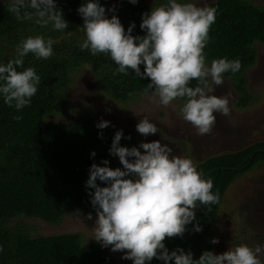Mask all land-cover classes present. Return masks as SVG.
I'll return each instance as SVG.
<instances>
[{
	"label": "trees",
	"instance_id": "trees-1",
	"mask_svg": "<svg viewBox=\"0 0 264 264\" xmlns=\"http://www.w3.org/2000/svg\"><path fill=\"white\" fill-rule=\"evenodd\" d=\"M84 2L55 0L68 23L65 31H55L51 24L41 28L35 16L31 20H17L8 11L11 0L0 5V65L17 58L16 46L30 36L42 35L55 41L49 59L40 60L29 53L24 57L23 67L17 68V71L34 68L41 77L29 105L16 110L6 105L0 95V264H115L99 244L83 243L78 233L35 236L26 227L12 223L15 218L25 217L55 225L64 217L81 212L95 214L88 195L94 190L86 188L90 166L93 163L104 166L101 162L108 160V167L122 169L111 163L113 156L109 155L116 131L98 129V121L91 111L84 110L70 123L47 122L49 117L63 111L78 70L90 65L95 83L115 100L150 93L145 91L149 79H140L131 70L129 75H114L117 66L108 56H93L81 48L85 35L77 9ZM177 2L185 3L184 0ZM99 3L102 6L104 0ZM166 4L167 0H156L152 5L132 7L119 20L125 31L134 23L131 34L144 36L145 32L140 29L142 14ZM207 6L217 11L204 49L206 63L222 58L241 62L237 73H225L224 78L231 81L238 94L236 108H245L252 98L245 74L256 63L254 44H264V8L253 5L250 0H216ZM140 68L143 72V65ZM196 84L192 81L189 86ZM16 116L22 118L17 121ZM127 140L123 133L120 145L127 147ZM92 152L95 157L90 155ZM196 166L205 179L208 173L207 179L213 182L212 192L219 194L220 203L198 206L195 220L186 226L188 231L183 238L164 241L170 252L176 248L191 251L193 259H199L204 251L213 252L214 244L210 241L214 239L224 195L236 178L264 166V140L235 152L209 157ZM97 184L106 186L99 181ZM197 222L202 228L199 233L192 231ZM232 243L233 248L241 244L257 246L255 241H247L245 234L236 236ZM259 258L264 264V253ZM150 264L164 262L153 259Z\"/></svg>",
	"mask_w": 264,
	"mask_h": 264
},
{
	"label": "clouds",
	"instance_id": "clouds-1",
	"mask_svg": "<svg viewBox=\"0 0 264 264\" xmlns=\"http://www.w3.org/2000/svg\"><path fill=\"white\" fill-rule=\"evenodd\" d=\"M128 2L135 5L138 0ZM8 11L17 20L37 17L41 28L49 24L55 31L68 28L55 0H11ZM216 11L215 7L167 0L166 5L142 14L140 29L145 35L133 36L134 23L125 31L116 15L107 17L99 0H85L77 9L85 35L81 48L93 56H108L117 66L114 75H129L131 70L136 77L149 79L145 91L150 92L153 102L167 107L173 101L184 100L180 109L183 120L198 135H208L215 126V114H230L229 97L210 94L215 91L212 85L221 86L225 73L235 74L241 68L239 60L222 58L206 63L204 49ZM107 12L114 13L115 9ZM54 43L42 35L30 36L16 46L17 58L0 65V95L6 105L16 110L29 105L41 77L34 68H17L23 67L29 53L40 60L49 59ZM192 81L197 82L195 87L189 86ZM14 118L19 121L22 117ZM109 125L102 120L96 127L105 129ZM136 131L148 137L157 134L159 128L143 118L136 124ZM99 135L102 138V133ZM122 138L123 131H116L109 155L118 158L123 170L112 169L107 166L109 161L103 160L104 166H90L86 181V188L94 190L88 193L96 215L91 231L101 247L124 253L121 259L131 260L132 264H150L153 259L164 264H262L259 256L264 253V245L251 248L241 244L222 254L204 251L199 259L181 248L170 252L164 241L183 238L186 226L195 220L196 208L219 204V194L212 192V180L197 171L192 159L174 155L168 145L152 141L129 148L120 145ZM97 181L106 186H99ZM84 218L93 217L88 213ZM192 231H202L199 222L193 224ZM210 242L218 244L219 240Z\"/></svg>",
	"mask_w": 264,
	"mask_h": 264
},
{
	"label": "rangeland",
	"instance_id": "rangeland-1",
	"mask_svg": "<svg viewBox=\"0 0 264 264\" xmlns=\"http://www.w3.org/2000/svg\"><path fill=\"white\" fill-rule=\"evenodd\" d=\"M7 1L10 0H0V5ZM155 1L138 0L133 5L128 0H104L102 6L106 9L108 18L114 14L120 19L125 10L135 6L152 5ZM184 1L204 7L216 0ZM250 1L253 5L264 8V0ZM109 8H114L115 12H107ZM254 45L257 54L256 63L248 68L245 74L247 88L252 96L251 102L245 108H236L238 94L229 79L224 78L221 86L212 85L215 91L210 94L229 97L230 114L228 116L215 114L216 123L211 134L198 135L196 129L183 120L180 109L184 101L176 100L165 107L153 102L150 93H138L125 100H115L98 87L92 71L85 67L74 74L63 111L49 117L47 122L70 123L84 110H88L94 114L98 123L102 120L108 121L110 122L108 129L122 130L127 137L130 136L127 147H138L142 142L159 141L162 145L172 148L174 155L190 158L196 165L209 157L238 151L264 140V44ZM106 109H110V112ZM143 118L155 124L159 132L142 137L136 131V124ZM111 163L122 167L117 157H112ZM87 214L88 212H81L64 217L55 225L25 217L15 218L12 223L26 227L35 236L78 233L83 243H97L91 231L96 215L92 214V220H87L84 218ZM244 234L247 236V241L252 240L257 245H264V166L242 174L227 189L214 229V239H218L219 243L214 244L213 253L222 254L233 248V239ZM103 249L113 258L115 264L132 263L131 260L121 259L124 253L112 252L110 247Z\"/></svg>",
	"mask_w": 264,
	"mask_h": 264
},
{
	"label": "water",
	"instance_id": "water-1",
	"mask_svg": "<svg viewBox=\"0 0 264 264\" xmlns=\"http://www.w3.org/2000/svg\"><path fill=\"white\" fill-rule=\"evenodd\" d=\"M240 170H241V169H240ZM207 175H208V173L206 174V179H207ZM209 223H210V221H209ZM209 223H208V224H209ZM185 240H187V236H185Z\"/></svg>",
	"mask_w": 264,
	"mask_h": 264
}]
</instances>
